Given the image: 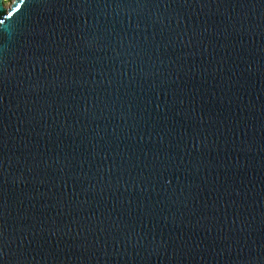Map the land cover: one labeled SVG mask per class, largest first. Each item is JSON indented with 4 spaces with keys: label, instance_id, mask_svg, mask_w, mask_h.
Returning a JSON list of instances; mask_svg holds the SVG:
<instances>
[{
    "label": "water",
    "instance_id": "95a60500",
    "mask_svg": "<svg viewBox=\"0 0 264 264\" xmlns=\"http://www.w3.org/2000/svg\"><path fill=\"white\" fill-rule=\"evenodd\" d=\"M0 264H264V0H0Z\"/></svg>",
    "mask_w": 264,
    "mask_h": 264
}]
</instances>
